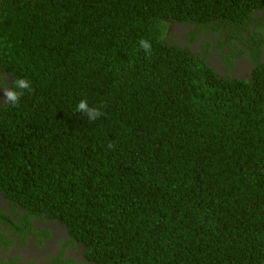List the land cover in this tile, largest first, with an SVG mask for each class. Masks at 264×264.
Here are the masks:
<instances>
[{
  "label": "trees",
  "instance_id": "1",
  "mask_svg": "<svg viewBox=\"0 0 264 264\" xmlns=\"http://www.w3.org/2000/svg\"><path fill=\"white\" fill-rule=\"evenodd\" d=\"M255 10L264 20V0H0V74L33 89L0 106V191L95 264H264L260 47L246 80L169 41L171 21L249 26ZM82 98L103 115L89 121Z\"/></svg>",
  "mask_w": 264,
  "mask_h": 264
},
{
  "label": "flooded vegetation",
  "instance_id": "2",
  "mask_svg": "<svg viewBox=\"0 0 264 264\" xmlns=\"http://www.w3.org/2000/svg\"><path fill=\"white\" fill-rule=\"evenodd\" d=\"M260 15L255 10L252 17L256 19L249 26L208 21L196 27L194 23L171 21L169 41L198 53L221 76L248 80L256 64L257 47L259 60L264 63V20ZM7 84L0 85V104L6 102ZM0 264L95 263L85 258L84 245L71 239L62 223L45 215H28L25 209L15 208L0 191Z\"/></svg>",
  "mask_w": 264,
  "mask_h": 264
},
{
  "label": "clouds",
  "instance_id": "3",
  "mask_svg": "<svg viewBox=\"0 0 264 264\" xmlns=\"http://www.w3.org/2000/svg\"><path fill=\"white\" fill-rule=\"evenodd\" d=\"M138 44H139V47L142 48L147 55H151L152 48H151L150 41L142 38L139 40ZM4 84H5L4 76H3V74H0V85H4ZM32 90L33 89H32L30 80L25 79V78L15 79L13 82L12 88H11L10 84H9V88L6 86L4 87V96L6 98L5 103H7L9 105L16 106L19 104L20 99L25 94V92H31ZM3 104L4 103H1L0 106ZM76 110L86 114L89 121H94L99 116L103 115V105L89 106L86 98H82L78 101V103L76 105ZM109 146L111 147V144H109ZM10 203H12L15 208H17V207L23 208L21 205L16 204V202L10 201ZM41 217H43V216H41ZM66 231H67V229H66Z\"/></svg>",
  "mask_w": 264,
  "mask_h": 264
}]
</instances>
